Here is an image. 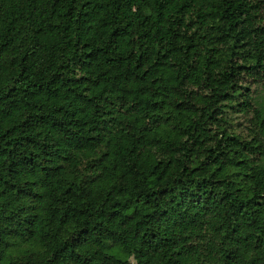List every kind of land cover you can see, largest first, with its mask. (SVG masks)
Instances as JSON below:
<instances>
[{
	"label": "trees",
	"instance_id": "obj_1",
	"mask_svg": "<svg viewBox=\"0 0 264 264\" xmlns=\"http://www.w3.org/2000/svg\"><path fill=\"white\" fill-rule=\"evenodd\" d=\"M250 81L264 0H0V264H264Z\"/></svg>",
	"mask_w": 264,
	"mask_h": 264
},
{
	"label": "rangeland",
	"instance_id": "obj_2",
	"mask_svg": "<svg viewBox=\"0 0 264 264\" xmlns=\"http://www.w3.org/2000/svg\"><path fill=\"white\" fill-rule=\"evenodd\" d=\"M252 83L250 81L248 84ZM257 84L252 83L251 84V89L252 91L255 92V96L257 97V101L261 104L264 105V86L257 88ZM252 118V115H246V114H240L237 115V117L234 118V124L239 130L240 133H242L244 136H247L246 134L248 133V129L251 128V123L250 119ZM84 176V172L82 170L78 171L76 174V178L78 180L82 179Z\"/></svg>",
	"mask_w": 264,
	"mask_h": 264
}]
</instances>
